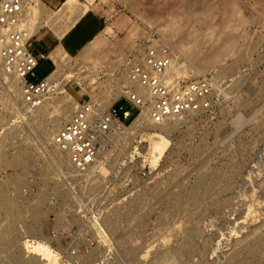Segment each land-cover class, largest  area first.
Returning a JSON list of instances; mask_svg holds the SVG:
<instances>
[{
  "label": "rangeland",
  "instance_id": "374dc122",
  "mask_svg": "<svg viewBox=\"0 0 264 264\" xmlns=\"http://www.w3.org/2000/svg\"><path fill=\"white\" fill-rule=\"evenodd\" d=\"M93 6L106 18L105 31L81 54L60 62L73 76L63 83L76 102L92 94L103 101L118 92L137 43L158 37L187 64L188 72L216 76L228 96L212 113L148 122L129 132L113 129L108 143L113 148L111 176L95 189L101 197L88 202L100 213L102 228L80 214L78 202L63 199L60 239L52 236L56 217L48 196L37 207L39 214L25 207L38 195L59 189L57 182L40 180L38 170L50 177V169L31 168L35 148H51L52 140L41 134V121L32 117L35 109L24 113L22 122H0V136L8 137L17 127L32 141L23 177L6 164L15 158L14 144L9 139L1 143L0 180L21 177L16 203L23 219L8 245L0 240V257L20 255L27 241L30 249L49 246L56 254L54 264H264V167L259 165L264 151V0H95ZM12 83L9 91L20 97ZM56 98L48 99L49 111L68 113L51 138L77 105H58ZM238 115L250 123L234 132L232 120ZM161 137L167 146L155 160L149 147ZM119 163H125L124 169H114ZM28 179L34 183L27 184V191L40 188L36 194L24 191ZM68 190L60 185L62 196ZM6 207H0V228ZM112 236L115 257L110 263L106 256ZM74 242L77 257L71 254ZM32 258L26 252L23 259ZM40 263L46 264L36 261Z\"/></svg>",
  "mask_w": 264,
  "mask_h": 264
},
{
  "label": "built area",
  "instance_id": "2783aa9c",
  "mask_svg": "<svg viewBox=\"0 0 264 264\" xmlns=\"http://www.w3.org/2000/svg\"><path fill=\"white\" fill-rule=\"evenodd\" d=\"M40 2L42 0H0V122L3 123L6 119L10 124L22 122L24 113L29 114L42 105L57 87V83L49 79L51 74L37 79L39 62L48 57L46 53L36 54L32 49L39 33H33L32 27ZM136 47L138 50L131 55L126 68V80L120 85V95L110 107L101 111L99 103L91 102L92 97L77 101L72 118L54 133L51 148H35L37 153L32 156L31 168L38 170L45 166L50 169L51 174L46 181L51 184L57 182L59 188L48 195L49 208L56 217L52 235L55 239H60V203L63 199L78 202L80 214L91 218L96 229L102 228L100 213L94 203L88 202L101 197L95 189L111 176L113 148L108 143L114 122L126 125L142 113H146L154 123L212 113L219 100L228 96L226 87L213 74L184 72L187 64L181 63L162 38L146 39ZM9 82L18 85L20 97L9 91ZM50 149L58 150L57 158L49 154ZM103 167L106 173L101 171ZM124 167L125 163H119L114 169ZM92 178L95 181L88 183ZM28 183L34 182L27 180L26 194H36L40 188L27 191ZM60 185H67L69 194L64 192L62 196ZM108 241L106 261L111 263L115 257L114 237ZM78 249L74 242L73 257L78 256Z\"/></svg>",
  "mask_w": 264,
  "mask_h": 264
},
{
  "label": "bare ground",
  "instance_id": "6f19581e",
  "mask_svg": "<svg viewBox=\"0 0 264 264\" xmlns=\"http://www.w3.org/2000/svg\"><path fill=\"white\" fill-rule=\"evenodd\" d=\"M74 3H77V0H68L67 6L73 5ZM66 6V7H67ZM69 8V7H68ZM87 9V8H86ZM37 18L35 21V24L32 27L33 33L38 32L40 25H41V2L40 6L36 11ZM82 13V12H81ZM75 19L72 20L71 24ZM68 27V26H67ZM98 39V38H97ZM96 40H94L91 44H93ZM57 62V61H56ZM184 66V65H183ZM65 67V66H64ZM63 67V68H64ZM184 68H186L184 66ZM67 71V70H66ZM188 69L184 70V72L188 73ZM180 73V72H178ZM183 73V71H182ZM127 75V72L126 74ZM183 76V74H182ZM59 77V78H58ZM73 76H70L66 72H64L61 69V65L59 66V69L52 73V75L49 76L50 80H54L56 82L57 79L61 80L62 83H57V87L55 89V92L51 95H49L45 102L40 105L39 107L35 108V115H33V119L37 120L39 119L41 122H38V124L41 126V134L47 139L52 140L51 134L56 130V128L60 125V121L62 120V116L68 113L67 109L59 112L56 115H53L49 111V104L48 99L52 98L53 96H57L56 101H58L59 104H67V103H77L74 97L65 90L64 83L66 81H69ZM81 77V76H79ZM56 78V79H55ZM77 78V77H76ZM126 80V76L124 77ZM12 85H16V83H12ZM15 88L19 90V87L15 86ZM120 95V87L118 92H110L107 96L104 97L103 101H99V98L95 96L94 94L91 95L92 103H99L101 105L100 110H107L110 105L119 97ZM74 107V106H73ZM59 106L55 107V111H59ZM65 109V108H64ZM74 109V108H73ZM73 111V110H72ZM72 118V116H71ZM70 118V119H71ZM64 119V118H63ZM69 119V120H70ZM171 119V118H170ZM68 120V121H69ZM67 121V122H68ZM44 122L46 124L44 125ZM48 122V125H47ZM153 122L148 118V115L146 113H142L140 116L135 118L130 126L124 125L123 123L114 122L113 123V129L123 132H129L133 129L139 128L141 125L145 123ZM43 123V124H42ZM44 125V126H43ZM118 130V131H117ZM21 130L19 128H12L9 130L8 137L6 135L0 136V148L1 143L9 139V142L14 144V150H15V158L9 162H6L8 166H12L14 168H17V170L21 171V177H23V174H26L27 168V158L25 159V156H29L32 152L30 149V143L32 142L30 138L21 136ZM19 136V137H18ZM157 136V135H156ZM167 146V141L165 138L161 137L158 140H153L151 143V146L149 147V154L156 160L158 157L164 152L165 148ZM3 150V149H2ZM54 153V152H53ZM59 152L58 150H55L54 158H57L55 156H58ZM32 155V154H31ZM12 157V156H11ZM66 160V159H65ZM30 163V162H29ZM260 167H264V151L262 152V155L260 157L259 161ZM263 169V168H262ZM48 170V169H47ZM19 171V172H20ZM38 175L40 176V180H46L49 178V172L45 171L44 169L38 170ZM19 176V175H18ZM16 179V178H8L5 180H0V207L3 204H7V207L5 209L6 216L4 217L3 226L0 228V240L6 239L5 244H9L12 240L14 232L19 228L18 225L22 223L23 215L21 212L23 209H19L17 206L18 196L20 195V187L22 183V179ZM46 195H38L41 196L40 198H35L33 201H30L29 204L25 205L28 207H34L33 211H37L36 213L39 214L38 206L42 205L44 203L43 201L46 200ZM26 230H33V227L30 226H23ZM24 240V239H23ZM0 245L1 242H0ZM27 241L23 242V249L21 250L20 255L12 254L7 259L0 257V264H36V261L38 262H45L46 264H54L55 262V255L52 250L49 248V246H45L43 244H38L37 246H33V249H30L28 246ZM31 246V245H30ZM26 252L34 254V258L31 260H24V255ZM41 264V263H40Z\"/></svg>",
  "mask_w": 264,
  "mask_h": 264
},
{
  "label": "crops",
  "instance_id": "0c3cea01",
  "mask_svg": "<svg viewBox=\"0 0 264 264\" xmlns=\"http://www.w3.org/2000/svg\"><path fill=\"white\" fill-rule=\"evenodd\" d=\"M94 1L77 0L67 6L68 0H42L41 25L32 45L36 54L44 52L48 55L40 60L36 69L41 78L52 75L62 60L81 54L103 34L106 18L95 9ZM73 19L75 22L71 24ZM45 27L49 29L45 30Z\"/></svg>",
  "mask_w": 264,
  "mask_h": 264
},
{
  "label": "clouds",
  "instance_id": "9594fccd",
  "mask_svg": "<svg viewBox=\"0 0 264 264\" xmlns=\"http://www.w3.org/2000/svg\"><path fill=\"white\" fill-rule=\"evenodd\" d=\"M250 123V118H245L243 116H236L232 120V128L234 132H239L243 127Z\"/></svg>",
  "mask_w": 264,
  "mask_h": 264
}]
</instances>
